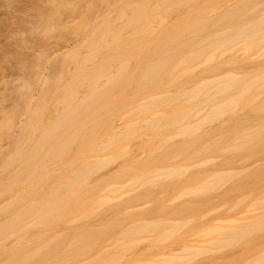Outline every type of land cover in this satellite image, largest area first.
<instances>
[{
	"label": "bare ground",
	"instance_id": "1",
	"mask_svg": "<svg viewBox=\"0 0 264 264\" xmlns=\"http://www.w3.org/2000/svg\"><path fill=\"white\" fill-rule=\"evenodd\" d=\"M16 5H19L21 7L24 6L23 8H27V7H29L30 9L34 8L35 11H38L37 27L38 26L43 27V29H45V33L42 35L41 38L40 36L38 37L39 40L35 39L37 40L35 41L36 46H39L37 44L39 43L40 45L45 47L44 45L49 43V41L47 40V38L49 39L50 37L48 36L50 35L49 33L55 29L59 33V36L62 38L68 39L69 37H74L75 39H77L78 37L85 34V40L79 44L78 49L73 48L67 50L66 52L63 51L64 53L60 54L61 57H59L60 55L57 53L59 58L56 57L51 59L54 60V62L55 61L57 62L55 63L51 62L52 65L50 64V66H53L55 64L53 66L54 70L56 69L55 67H58L59 68L58 70H60L58 77L56 79L54 77L53 78L54 80L52 79L53 81H51L50 78L48 79L44 78L47 77L48 74L45 73L46 76H44V74L40 73L42 72L40 71V69L42 68L41 65H43L41 63L46 64L45 61H47L48 58L46 60L45 58L48 55H45L44 57V55L41 54L44 59L40 55H37L38 58L36 57L35 59L36 60L35 65L31 66L32 67L31 70L35 71L34 73H36V74L33 73L34 79L33 77H31L33 79L32 80L33 82L29 80V78L27 79L28 81L23 82L26 79V77L25 79H23L24 78L23 76L20 78V81L21 80L22 81L20 82L19 88L23 84V86L21 87V91L25 90L26 92L28 91L29 92L26 93L23 91L24 94H22V98L20 97L18 101V103L21 101L19 103V108L17 106L18 104H16V107L19 110L20 108L21 110L22 108L25 109V107L29 108L27 106L30 104V102L27 101L28 97L26 96L27 95L34 96L32 94L34 90L33 87H36L37 89V87L41 84L40 83L38 86L36 85L38 84V80H41L40 78L42 77V75H43V79L41 81L42 85H40L39 87H42L43 89L45 86L44 90L46 92L49 91V93L47 94L43 91L44 93L43 96L42 97L40 96L41 98L39 97V99H37L38 102H36L37 104L35 103L36 106L34 107V109L30 110L29 118L27 120H22L20 118V114H21L19 113L20 111L19 112L15 111L12 112L11 115L9 114L7 118H5L6 120L3 122V124L1 123L2 125L0 126V140H2V136L3 138L6 136L9 137L11 128L15 126H20V130L22 133V136H19L20 138L24 136L25 138L30 139L32 138L33 133L35 131L39 132L40 134L35 141L36 142V145H34L35 148L32 147L33 149L31 151L29 149V151L24 152L21 147H15V150H11V149L5 150L6 153L3 152V157L0 155L1 157L0 170L6 171L9 168V166H12L13 163H15L14 165H16V172L15 173L13 172V174L11 173L10 175L3 178V183L2 181H0V198L4 194L12 195L13 197V199L9 203L7 204L5 203V205L0 208V216L3 215L7 218L5 219V217H3L2 218L3 222L0 221V247H1L0 251H2L0 253H3L4 252L3 250H5V254L3 253V256L6 257V259H4L5 261L4 263H3L4 257L1 258L2 262L0 261V264H120V263L127 264L128 261L129 264H164L167 261H169L167 262L169 264L171 263L177 264L178 262L179 264L182 262H183L182 264H189V262L194 257L197 258L196 261L192 260L190 264H208V263L213 264L216 263V261L217 263H219L223 259H224L223 263L226 260L227 262L231 260L232 262H230V264L231 263L233 264L235 260L238 261V259L242 255L239 254L240 255L239 256L237 252L234 253V255L236 254L237 256L233 255V257L229 260L228 259L225 260L224 256L221 257V261H218V259L220 260V257L219 258L216 257L217 259L215 257H211V260H213L212 262L210 259L205 257L199 260V258H201L199 257V255H203V252L206 249L208 252L210 251L209 248H206L205 250H203V252H201L202 250L199 249L198 252L202 253L199 254L196 250H198L199 247H202L204 245L203 244L201 246L200 243L208 242L206 244L210 245L209 240L211 239V237L213 238V236L211 235L210 237L206 235V237H208V239H206L205 236L203 235L204 236L203 238L200 233L201 237L198 239V240L201 239L200 241H197L196 238L195 239L193 238L195 237L194 234L197 231L199 232L203 230L202 232L205 231L204 234H209L215 229H217V228L215 229L211 228V226H209L210 223H208V221L207 223L205 222V224H203L204 222H202V224L204 225V229L202 228L200 230L198 229L195 233H185L184 234L185 236L183 235L182 237H181L182 234L181 235L178 234L180 235L178 238L181 237V242L184 241L186 243L187 240H189L188 242H192V243L187 242L184 245L182 244L183 245L182 246L180 240L178 242L176 236H174L176 242L179 243L178 247L176 246V244L178 245V243L174 244L175 243L174 238H172L173 240L169 239V242L168 240L166 242L165 239L161 238L165 234H167V237L166 235L163 237L168 238V235L170 234L169 238H171V235L174 233V231L178 230V227H173L175 224L174 223L172 224L173 221H171V224L173 226L167 225L168 228L171 227L170 233H166L168 232L166 230V232L160 234L161 237L160 235L157 236V238L159 237L160 241H163V243L165 242L166 244L165 245L157 244V242L159 241L157 238H156L157 241L155 240L156 244L154 243L148 244L151 243V241H153L152 239H155V237L149 239L151 240L150 242H145L143 240V243L142 242L141 243L142 244L147 243L149 246H147L148 248L143 246L142 244L140 246L141 248L138 246L141 249V250L139 249V253L137 252L138 248L136 249V247L134 248V250L136 249L137 251L136 250L135 252L130 251L131 250L130 248L137 242L136 240H134V238L133 239L131 238L132 240L125 239L124 241L123 239L122 241L116 239L115 241H117L116 242L117 244L114 243V246L110 248L113 249L112 252L110 251V249L105 250V248L108 246L105 245L103 247L101 242L103 240V236L104 237L106 236L105 235L106 232L103 231V224H101L103 222L98 223L99 225H97L96 227L99 226V228H94L96 224L93 225L91 224L93 227H91L90 224L89 225L86 224L87 226L76 225L69 227L71 228V231L73 230V232H75L74 233L75 235L74 234L69 235L70 239L68 237L59 238V241L57 243L58 245L56 244L54 245L51 243L52 240L50 239V237L52 238L55 232L53 233L50 229H52L53 227L56 228L62 223L66 224L67 222L70 223L77 220V219L70 220L69 218L76 217L77 214L80 212V209L85 205V203L91 201L94 197H96L98 195V192H100L102 189L100 185L101 183H97L96 184L97 189H95L94 186L93 188L95 190H93L92 188L85 197L86 198L85 201L79 203L80 202L79 195L81 194V191L84 188H89V186L93 182L98 180H103L107 178V176H109V178L107 179H110L113 182L112 184L109 185L110 188L114 190V193H118L120 191L119 189L122 188L119 184L120 178L122 175H125L127 171H130L131 167H129L130 169L126 168V170L124 168V171L123 172L121 171L122 173H118V169L120 167L117 169L113 168L106 172H101V171L104 168L115 163L118 159L123 158L124 156L126 157V155L128 154L127 148H124L123 151L119 153L105 156L103 158H98V155L101 152H103V150L109 148L115 142L131 139L143 128L155 129L159 126L173 127V131L171 132L170 137H166V136L159 137L160 135L158 134L159 136L156 138L155 137L156 134H154V136L152 135V137L159 139L157 143H152L151 141H149V143L144 144V146L142 144L141 147L143 148L141 149L144 150L143 152L144 154L145 152L151 153L153 149L156 148L161 149L162 147H165L168 144V142H170V140L172 141L173 136L180 135L179 137L182 136L187 138L188 143L186 142L185 144L184 143L185 140L183 142V144L185 145L181 144V142L178 141L180 143L178 144L179 146L183 145L181 150L178 149V151L177 148L180 147L178 146L176 148V144L178 142H176L177 138L176 139L174 138L176 140V141L174 140L176 143L173 142L175 143V145L173 144L171 145L175 146L176 150L175 149L173 150L177 152L174 151L172 152L173 147L169 145L171 152L169 150V147L167 149L169 151L163 149L167 152V154H165L166 152H160L162 149L161 150L158 149L159 151L155 150L156 151L155 153L153 151L152 153L154 155L151 153L153 158H156V155L158 156V154L160 153L161 155H163L162 153H164L163 155L164 158L165 155L167 156L166 158H171L168 160H171L170 162L174 165L177 163V161H175V159L177 160V158L175 159L173 158L175 157V154L173 153H177L180 156L183 153L184 154L187 153L184 152L185 149L190 150V148L194 147V149L196 148L197 149L192 150L194 153L192 154V156L202 155V153H204L205 151L201 152L200 150L202 147L201 145L199 146L200 148L196 147L199 145L198 141H201V144H203V142H205V141L202 142V140L205 138L204 135L210 134L215 130V128H217L215 125L216 123H212V122L218 120L219 118H222L221 119L222 122L224 116H226L227 114L234 115L235 118L232 115L230 116H232V118L236 120L234 121L231 120L232 118L229 115H227L226 120L228 119V121L231 120L233 122H227L228 124L229 123L231 124V125H227V123L224 122L226 121L224 119L223 122L226 128L229 126H233L234 123L235 124L237 123V125L239 126L238 122L241 121L240 118L242 119V117L244 118L245 121L242 119L241 122L244 121L247 123L248 120L250 121L252 119V121H250L251 126H253L256 123L260 125V126L257 124L256 126L254 125L255 129L253 128V130L255 131L251 130L252 128L251 126H247L246 131L244 132L245 129L243 130L245 134H242L243 132L240 131L241 133L239 135L240 136L239 138L241 142L239 143H237V141H235V143L231 142L229 145H227L228 147L237 148L239 146H245L247 143L249 144V142L252 143L253 140H257V139H260V141L264 140V118L261 120V122L260 121L256 122L257 119L259 120L263 117L261 116V113L262 111L264 112V97L262 98L261 96V94H263L262 92H264V0H0V7H5V6L11 7ZM86 10H88V12ZM65 12H68L69 15L68 13L65 14ZM62 15H64L63 17L68 15L67 16L68 19L65 17L66 19H64L65 20L64 21L62 19L63 18ZM99 15H101V17L96 19L95 21L94 20L95 16H99ZM78 18H84L83 19L84 21L79 25L77 24V26L73 27L74 26L73 21H75V19ZM92 19L94 20L93 23H92ZM70 22H72V26L68 25V23ZM31 27H33V25ZM31 30L33 29L30 28V31ZM27 41L28 39H26V44ZM47 41L48 43H46ZM50 49L51 50L49 52L50 54L52 53V56L50 54L49 56L55 57L53 56V53L57 50L52 48ZM53 50L54 52H52ZM45 51L47 52L48 50ZM42 60H44V62H42ZM21 61L19 64H22ZM32 64H34V62ZM225 66L227 68H225ZM21 68H23V65ZM52 69L50 68L49 71ZM220 69H224L225 72L223 70L221 71ZM225 69H228V71H226ZM176 72H179V74L176 75L175 74ZM198 72L199 73L203 72L202 74L205 73L206 76H208L211 73L210 74L211 77L214 78L210 79L209 78L210 75L206 78L204 74L206 80H203L204 77L200 78L203 75L201 74L199 75ZM217 73L218 74L222 73V74L218 75ZM198 75L200 77H198ZM37 77L40 78L36 80ZM66 77L68 78V81L64 83L63 81L64 79H66ZM199 79H202L203 81L200 82L198 81ZM172 83L177 84V87H175L176 93L174 95H170L168 93L163 94L161 91L162 87L166 84H172ZM39 87L38 89H41ZM60 87L64 88V92L61 91L62 93H56L57 89H58L57 92H60L59 91ZM18 90L19 89H17L16 91ZM50 91L54 92L53 95L51 94L53 98V103L51 101H48L49 96L47 95L50 94ZM146 91L147 92L152 91L153 93L150 94V98L147 100L146 104L140 105V107L134 109L135 113L131 116H135L137 114L148 112L154 109H156V111L149 118L143 119L139 122L130 123L120 128L121 129L120 131H116L115 127L118 126L116 120L119 117V113H120L119 105H125L129 100V98L130 101L144 99L142 95ZM18 93L19 94L21 93L20 90ZM40 94L42 95V92ZM24 97L27 99H25ZM50 98L51 97H49V99ZM29 99L31 101L32 97H30ZM181 100H184V103L176 105L170 109H167L168 111H163V109L169 107L171 103H174V101H181ZM47 102H51V104L54 105L53 108H50L49 106V108L52 109V112L49 111V109H46L48 108L47 105L49 104V103L47 104ZM240 104L242 106H240ZM209 107L210 109H208ZM251 107L253 108L251 109ZM206 108L208 109V113L204 115V113L207 111ZM247 108H250L249 109L250 111ZM253 109H255L254 111L256 113L262 110L258 114L261 117L258 116L257 118V115L253 113L254 111H252ZM238 110H241L238 113L239 115H237L239 118H237L235 115L236 111ZM244 110L245 111L247 110L249 113H246ZM251 111L252 113L250 114ZM241 112L242 114H240ZM243 112L246 113V117ZM247 114L250 115L254 114V116L252 115L253 116L252 118V116L250 117V115H248L249 116L248 119ZM255 115L257 119L255 118ZM198 117L199 118L202 117V118L198 119ZM122 118L123 119L127 118V116H122ZM253 119L255 121H253ZM210 122L213 125H215V127L213 125L212 127L211 125L208 124L209 126L207 125L204 128V126ZM219 122H217L218 127H219L218 124L221 125V123ZM241 122H240V126L244 127L246 123L243 122L244 125H241ZM224 125L220 127L221 130L218 128V130L216 129V131H218V133L219 131L223 132L225 130V127H223ZM207 127L212 128L211 131L210 128L208 129ZM204 129H208V131L207 130L205 131ZM221 132L218 135L217 132L214 131L213 133L215 134L213 135L211 133L210 134L211 136L210 135L209 136L213 138L216 137L217 134L218 136L216 138L219 139L221 137L220 134H222ZM246 133H250V134H246ZM207 137L208 136H206L207 141L212 139L210 137L208 139ZM18 141L20 142V139ZM18 141L16 142L17 146H19L17 144ZM262 142L264 143V141ZM218 144H215L214 146L216 147ZM212 146L213 144L212 145L209 144L207 147L203 146L202 148L203 149L206 148L204 150L207 151L209 150L208 148L210 147L212 148ZM157 152L159 153L156 154ZM188 152L191 153V151ZM199 152H201V154H198ZM189 153L187 154L190 155ZM140 154H142V152H140ZM146 155L145 156L147 158L149 154L146 153ZM161 155H159L157 159H161L160 158ZM141 156H142L141 159L145 158L144 155ZM134 157H132L133 160H135L136 158L138 160V157L136 158ZM151 157H150L151 161L150 159H148V162L144 163V165L149 164L150 166V164L155 162L154 160L156 159H153ZM183 157L185 156L182 155L181 158ZM166 158L164 160L165 162H167ZM211 158L212 157H210V159L208 158L209 160H207V158L205 159L206 161H210ZM213 158L212 160H214ZM215 158H220V157L216 156ZM233 158L234 157H232V161L234 160V162L232 163V165H234L238 160V158H234V159ZM246 158L243 157L241 159L242 160L241 162H245V160L247 161ZM220 159H219V163L221 164L222 162H220ZM227 159L230 160L231 158L227 157ZM131 160L129 161L132 163L137 161L136 160L133 162ZM144 160L146 161V159ZM162 160L160 161L158 160V161L161 162L162 164L163 163ZM183 160L180 159V161L178 162H182ZM222 160L224 161V163L226 161L227 164L226 159H222ZM248 160H250V158H248ZM173 161H175V163ZM262 161H264V158L253 159L249 163L250 168L253 170L254 167L252 168L251 165L255 166V164H257V167H259L258 163H260L261 166L263 164ZM157 162H155L154 164H157ZM184 162H182V164ZM199 162L197 163L199 164ZM239 162L240 160H238V164ZM185 163L183 166L177 165L176 167H174V165L172 164L171 166L170 163H168V165H170L173 168L170 167L169 169L170 171L166 173L165 171L163 172V169H161L160 167V169L162 170L161 174L165 173L166 175H170V176L182 175V177H184L183 174H185L186 172L184 171V169L185 167H187L185 166ZM161 164L160 166L162 167L168 166L166 165L167 163H163L162 165ZM189 164L191 166V164L193 163H189ZM217 164L218 163L216 162L215 164L216 173H213L214 176H212L213 174H208V176L211 175L210 176L211 178L209 179L208 177H206L207 179L210 180V183L214 182V180H216L215 178H218L219 176H225L226 172L227 173L228 171L231 172V170L234 167V166L232 167V165L230 167L231 163L228 162L230 168L225 167L226 166L225 165L223 167L228 168L227 169L228 171L226 169H225L226 171H224V168L221 167L224 164L223 163L221 165L218 164L219 167L221 168H218ZM138 165H139V160L135 166ZM212 165L208 167L209 170H212V168L215 169L214 166ZM126 166L128 167L127 164ZM140 166L143 165L141 164ZM146 166L145 169L147 168ZM199 166L198 168L195 166V168L198 169L200 172H198V170L192 171V169L190 168L192 171L190 172L193 174L190 175V173L188 174L187 171V173L185 174L187 178L186 176L184 179L178 177L179 179L176 180L178 183L176 182L175 185L177 186L176 188L180 190L177 194H175L178 195L179 193L180 194L183 193L181 192L182 189L178 188V185L179 187H182V185L179 184L180 182L184 184L185 187L186 186L188 187L189 184L190 186H192L191 184H193L194 182H196L193 185L194 187L195 186L197 187L198 184V187L197 188L195 187L196 189L188 187L189 189L184 191V195L185 194L188 195V193L190 194L193 193V195L188 197L194 196L195 201L194 203H192L193 198L190 199L185 196L186 198L190 199L191 202H189V200H186V198L184 197L185 201H183V203L185 202V205L182 206L183 207L186 206V202L188 201V204L190 203L192 205L191 206L189 204L191 207L187 208V206H189L187 204V206L182 209L180 204L183 203H180L181 202L180 200L179 202H177L178 204L172 201L173 199L176 201L175 199L176 196H175L172 200L171 199L169 200L170 202L172 201L174 205L177 204L176 206L177 209L178 208L180 210L182 209V211H178L179 209L177 210L172 203H169L170 205L167 204L169 202L168 199H167L168 201L165 202H164L165 200L164 198L163 200L160 199L161 201L164 202V204L166 203L165 205L163 204L164 207L168 205L169 207L171 206L172 208L171 212L169 211L170 208H168V210L166 208V210L163 211V212L166 211L170 212V214L165 213V216L167 214L169 215V216L167 215L169 219L171 216V220H174V218L180 220V218H178V216H180V213L182 214L183 212L184 213L190 211L192 212L197 209L199 210V208L202 209L201 207L202 205H200L199 203L201 204L204 203V206H206V204H208L206 202H209V200L211 201L213 199V202L216 200L215 194H213L214 196L212 195V192L214 193L215 190L217 189L216 185H213L215 186V190L212 189L210 186H208V188H211L212 191L211 192H209L208 190L206 191L208 192L209 195L211 193V196L209 197L211 199L207 198L209 196L208 194L205 197L203 195L205 193L202 192H199L201 193V195L198 193L200 199L197 195L194 194V192L196 191L203 190L204 192V190L207 189V186L205 187L207 183L206 181H209V180H205L204 177H203L204 180L202 181V176H200L201 179L199 178L200 174L202 175L205 174L203 172L204 169H206L205 170L206 173L210 172L207 168L203 169L202 168L203 165H201L200 168L201 170H200ZM157 167L158 166L156 165V168ZM192 168L194 169V167ZM236 168L238 169V167H235L233 170H235ZM122 169L123 168L121 167V170ZM153 169L154 168H152V171L151 168L150 170L148 169L149 172H147V174L148 173L154 174L153 172L156 173V171L158 172L159 170V169L157 170L156 169L153 170ZM133 170H135V168H132V171ZM55 171L57 174H54ZM214 171L215 170H213V172ZM256 171H258V168H256ZM197 172L199 175L197 174ZM159 173L156 174L159 175V177L157 176L158 178L161 177L160 176L161 174ZM194 174L197 176L195 177ZM143 176H144L143 174L140 175L138 174V176L133 178L132 183L136 184V182L141 180ZM174 176L170 178L171 181L172 178L174 179ZM178 180H180V182ZM239 182H241V180ZM172 183L170 184L173 185ZM239 184L241 185V183ZM137 185L135 187L134 185L131 184V186H133L132 188L134 187L138 188ZM222 185L220 184V187L222 186V189L221 188L217 189L219 190V192L217 191L215 193L223 194L224 188L227 189V187H224L225 186L224 184ZM243 185H241V188L243 187ZM233 186L235 189L237 185L236 186L232 185L230 188L232 189ZM43 188L45 191H43ZM132 188L128 190L131 191ZM139 188L138 190L141 191L142 188L140 189ZM168 188L169 186L167 187V189ZM231 189H229L228 187V190ZM148 190L153 194L152 195L150 192H148L152 196L150 197V195L146 192L147 189L144 190L145 191L144 193H147V195L150 198L149 202H147L149 198L147 197L148 199L147 200L144 194H142L143 193L142 191L141 194L142 196L145 197L147 201H144L143 197L142 198L137 197L140 194L138 193L139 191L137 192L136 189V192H134L135 190H132V193L134 192L133 194H131L130 192L131 195L127 193L126 195L127 198L125 197L123 201L122 199H120L122 202L120 200L115 199V201H120V202L119 204H117L118 202L117 203L115 202V205L114 204L112 205L114 207L111 206L112 208H114L115 211L108 209V211L111 210L110 213L113 212L112 214L108 213V211L106 212L109 214V216L112 215L114 217L115 215L114 213H116V215L119 216L121 214L120 212L126 213V212L134 211V213L129 214L131 216V219L132 217H135L132 219V221L130 220V218L128 219L129 216L128 214L127 216L125 215L127 220H129L128 224H126L125 226H128L129 224L131 225L130 227L129 226L125 227L124 229L125 235H133V233L136 234L143 231V228H140L139 226L141 225L145 226L147 223L146 219L149 222H151L150 220H152L153 222L151 223H154L155 218L153 217H157L156 214H159L156 213L157 207L159 205L157 203L160 202L159 198L165 195L163 194V192H165V189L161 190L163 192L157 191L158 193L156 192V190H154L155 191L154 193L152 192L153 190L150 189ZM172 191L173 190L170 189L168 192H172ZM174 191L176 192L175 188ZM168 192H166V194ZM225 192L226 191H224V194ZM135 193H137V195ZM160 193H162L161 196ZM154 194H156V197H154L155 196ZM220 194L216 196H219ZM128 195H130L131 197ZM202 196H204V199L201 198ZM136 198H140L141 201L143 200L144 201L143 205L146 203H149L151 205L152 203L151 201L153 200V198L158 199L159 201L156 199L155 201L153 200L154 201L153 204L155 203L157 205L153 206L152 204V206L154 207L153 210H156V212H154L155 216H151V215L148 216L149 213L147 212L149 210L151 211L150 208H152L150 207V205H148L150 208L147 209L146 206L145 208L147 210H145L144 208L145 214L141 212L142 214L141 217V215L139 214L140 213L139 210H141L143 205L142 202H140V200ZM206 198L208 199V201ZM111 199H112L111 197L107 196L103 199V201H101V203H103L104 205L108 203ZM201 199L202 201L204 200L205 202L204 201L203 203L202 201L200 202ZM137 200L139 203L137 204L134 203ZM161 203L162 202H160V204ZM196 203L199 205V207H197L196 209L195 206L193 209V206L196 205ZM137 205L139 206V208L141 205L142 206L139 209ZM163 205L161 204L160 206ZM136 207L138 208V211ZM164 207L162 208L163 210L165 209ZM173 207L175 208L174 211H172ZM92 208H94V206ZM185 208L187 209L185 210ZM254 208L253 210H257L256 207ZM258 208L259 209L255 212V214H257V216L259 217L258 213L262 212V210L259 212L260 208L262 207H258ZM162 209L159 210L158 208V212L161 211V215H159L161 219H155V224L161 222L164 217L162 215L163 214ZM250 209H248L246 212L250 211ZM116 211L117 212L119 211V214ZM135 211L138 214H135ZM152 211L150 212L151 214ZM174 212L175 213L180 212V213L174 214ZM250 212L249 215H247L248 213L247 214L244 213L245 215L243 214V217L245 216L248 218L249 216L248 219L243 217H242L243 219L236 218L242 221L246 219L247 222L245 221L243 225H241L242 223L241 224L239 223V220H237L238 222H236V220L234 219L236 225L240 224L238 228H241L242 226L248 224V220H252L251 218L256 217L254 214H252L253 211ZM106 213H104V215ZM90 214L91 212H87V213L85 212L86 216ZM131 214H133V216ZM143 214L147 215L148 218L144 219L147 216H144ZM250 214L253 216L251 217ZM134 215H137L138 217L140 216V218H137V216ZM109 216L105 215L103 217V220H107L106 218H108ZM110 218H108V220ZM139 219L146 221V223L141 224V221ZM216 219L220 220L221 218L218 217L213 219L212 221ZM164 220H166V218H164ZM224 220L222 218L220 221L223 222ZM177 221L178 220H176V222ZM228 221L234 222L233 219H228ZM254 221L257 220L256 219L254 220L253 218V221H251V223L254 224ZM134 222L135 224L140 222L141 225L136 224L140 229L139 232H136L134 230L133 232L127 231L130 228L132 229V225L134 224ZM167 222L168 221H165V223ZM180 222L181 221H178V223ZM184 222H186V220ZM221 222H219V224ZM251 223L249 224L251 225ZM206 224H208V227L205 226ZM217 224L215 225L217 226ZM225 224L228 223L225 221ZM136 225H133L135 230H136ZM210 225L213 226L214 224L212 223ZM231 225H228V228ZM175 226H177V223ZM226 226L227 225L224 226V223H222V226L220 224V227H223L224 230H222L223 228H221L222 232L219 233L224 234L226 232L225 234H227V232L229 231H226L227 230L225 228ZM231 227H234V225ZM31 228L38 229L35 235H29L28 232ZM244 228H250V227L247 225L244 226ZM207 229H208V233H206ZM230 229L231 228H229V230ZM233 229L235 230V228ZM48 231H51L53 234ZM55 231L57 232V230ZM105 231L107 230L105 229ZM126 231L127 233L129 232V234H126ZM103 232L105 233L104 235ZM124 232L122 233L123 235ZM48 233L51 234L52 236L49 235ZM219 233L218 235H220ZM188 234H190L189 236L191 237L194 236V237L192 239L191 238L188 239L187 238ZM222 234H221V238H219L220 240L222 239V237L225 236V235L222 236ZM230 234L228 233L229 236ZM73 235L74 237H72ZM213 235L215 234L213 233ZM11 236H15L17 241H15L14 239V242L12 241L13 244L10 243L12 244L10 246V244L6 243V241ZM150 236H152V234ZM182 238H186V239H182ZM214 238L218 239L217 237ZM214 238L213 240L215 241ZM226 238L227 237H224L223 240L225 241ZM138 239L140 240V238ZM115 241L113 240V242ZM211 241L210 243L212 244L214 241L212 242ZM110 242L107 243L109 244V247L113 243ZM171 242L172 243L174 242L173 245L171 244ZM167 243H169L170 245ZM3 244L4 245L8 244L10 247L8 246L7 248V245L5 247L3 246ZM206 244L205 246H208ZM150 245L151 246L154 245L153 250L154 247L155 246L157 247L158 245H164L167 248L161 246L160 247L161 250L155 249L153 251L151 248H149ZM142 247L145 248L144 251ZM115 248L116 250L114 251ZM147 249H151L152 252L150 250H149L150 252L146 251ZM155 251L159 254H155ZM194 251H196L198 256H194L195 255V253H193ZM142 252L145 253L143 254ZM146 252H149L151 254L150 255L149 253H147L148 255L147 258L145 257ZM182 252L183 253L186 252L188 255H191L193 257L191 256L183 257L185 253L183 254ZM188 252L189 253L192 252V254L194 255L189 254ZM210 252H212V249ZM217 252L213 251L212 254H216ZM177 254L178 255L180 254L182 256H178ZM153 255H155V257H153ZM174 255L175 257H173ZM177 256L179 258L182 257L186 259H179L177 258ZM137 257L139 258L141 257L140 258L141 261L139 258L136 260ZM170 257L175 258L176 261L173 262L175 259L174 260L170 259ZM142 258L143 259L145 258L148 261H146L145 259H144L145 261H142L143 260ZM149 258H151V261L149 260ZM168 259L172 261L170 262V260ZM207 259L210 261H208ZM183 260L186 262L184 263ZM204 260L205 261L207 260L208 262H205ZM214 260L216 261L214 262ZM193 261L196 263H194ZM227 262L224 264L229 263Z\"/></svg>",
	"mask_w": 264,
	"mask_h": 264
},
{
	"label": "rangeland",
	"instance_id": "2",
	"mask_svg": "<svg viewBox=\"0 0 264 264\" xmlns=\"http://www.w3.org/2000/svg\"><path fill=\"white\" fill-rule=\"evenodd\" d=\"M24 6H19V5H16V6H11V7H0V126L3 124V122L6 120L5 118H7V116H9V114L11 115L12 114V112H15V111H17V112H19V113H21L20 114V118L22 119V120H27L28 118H29V114H30V110H32V109H34V107L36 106V102H38V100L37 99H39V97L41 96H43V91L45 92V93H49V91H45L44 89H45V86H44V88L42 89V87H39L40 85H42V79H43V75H42V77L40 78V77H37L36 78V80L37 79H41V80H38V84H36L39 88H41V89H38V87H37V89H36V87H33L34 88V90H33V92H32V94L34 95V96H32V95H30V96H28L26 93H28V92H26L25 90H22L21 91V87L23 86V82H25V81H28L27 79L29 78V80H33L34 79V77H33V73L35 72V71H33V70H31V66H33V65H35V62H36V57H37V55H40L41 57H42V55H44V57H45V55H48L49 56V54H50V48H52V49H55V50H57V51H55L54 52V50L52 51V52H54L53 53V56H55V57H51L52 56V53L50 54L51 56H49L50 57V59H49V57L48 56H46V58H45V60L48 58V62L47 61H45V63L46 64H44V63H41V64H43V65H41L42 66V68H43V70H42V68L40 69V71H42V72H40L41 74H44V76H46V74H48V76L47 77H44V78H50L51 79V81H53L54 79V77H55V79L58 77V75H59V73H60V70H58L59 68L58 67H55L56 69L54 70V65L53 66H50V64L52 65V63L51 62H53V63H55V62H57V61H55L54 62V60H51V59H53V58H56V57H58V54L60 55L61 53H64L63 51H67V50H70V49H75V48H77L78 49V46H79V44L80 43H82L84 40H85V34H83L82 36H80V37H78L77 39H75L74 37H69L68 39H66V38H62V37H60L59 36V33L56 31V29L55 30H53V31H51L49 34L50 35H48V36H50L49 37V39L47 38V40L49 41V43H48V41L46 42V43H48V44H46V45H44L45 47H43L42 45H40L39 43H37L39 46H36V43H35V41H37V40H39L38 39V37L40 36V38L42 37V35L45 33V29H43V27H41V26H38L37 27V25H38V23H37V21H38V17H37V15H38V11H35V9L33 8V9H30L29 7H27V8H29V9H27V8H23ZM87 12H88V10H86ZM87 12H84V13H87ZM102 12H103V9H102ZM66 13H68V12H65V14ZM83 13V14H84ZM40 14V13H39ZM64 14V15H65ZM64 15H62V17L64 16ZM68 15H69V13H68ZM67 15V16H68ZM40 16V15H39ZM67 16H65L66 18H67ZM65 17H63L62 19L64 20V19H66ZM101 17V15H99V16H95V18H94V20L96 21V19H98V18H100ZM68 19V18H67ZM84 18H78V19H75V21H73V27H75V26H77V24L79 25L80 23H82L84 20H83ZM93 19H92V23H93V21H94ZM65 21V20H64ZM67 21V20H66ZM76 22V23H75ZM19 25V26H18ZM33 25V27H31ZM35 25V26H34ZM68 25H71L72 26V22H70V23H68ZM70 26V27H71ZM37 27V28H36ZM30 28H32L33 30H31L30 31ZM21 31V32H20ZM18 32H20V33H18ZM22 32H24V33H22ZM22 35H24V36H22ZM27 38H26V37ZM23 37H25V38H23ZM26 39H28V41H27V44H26ZM35 39H37V40H35ZM22 41V42H21ZM24 41V42H23ZM35 43V44H34ZM43 44V43H42ZM26 45V46H25ZM25 46V47H24ZM41 46V47H40ZM49 48V49H48ZM45 50H48L47 52L45 51ZM48 53V54H45V53ZM58 53V54H57ZM42 54V55H41ZM56 54H57V56H56ZM59 57H61V55L59 56ZM58 57V58H59ZM38 58V57H37ZM43 58V57H42ZM22 61H21V60ZM44 59V58H43ZM18 60H19V62H18ZM35 60V61H34ZM56 60V59H55ZM20 61L22 62V64H19L20 63ZM34 62V64H32ZM42 62H44V60H42ZM18 65V66H17ZM20 65V66H19ZM22 65H23V68H21L22 67ZM45 65V66H44ZM30 66V67H29ZM56 66H57V64H56ZM20 67V68H19ZM30 68V69H29ZM47 68H53L52 70H50L49 71V69H47ZM225 68H227L226 66H225ZM54 70V71H53ZM74 70V69H73ZM221 71L223 70L224 71V69H220ZM226 71H228V69H225ZM229 70H230V68H229ZM53 71V72H52ZM58 71V72H57ZM180 71V70H179ZM200 71V70H199ZM248 71V70H247ZM204 72V71H203ZM203 72H198V74L200 75H203V76H199L198 75V77H200V78H202V77H204V79L203 80H206L205 79V76H206V74H205V76H204V74H202ZM220 72V71H219ZM225 72V71H224ZM223 72V73H224ZM46 73V74H45ZM34 74H36V73H34ZM176 75L177 74H179V72H176L175 73ZM209 74V73H208ZM211 74V73H210ZM209 74V75H210ZM212 74H214V73H212ZM218 74V73H217ZM220 74H222V73H220ZM220 74H218V75H220ZM225 74H227V73H225ZM208 75V76H209ZM215 75H216V73H215ZM217 75V76H218ZM224 75V74H223ZM24 77L23 79H25V77H26V79L21 83L22 85H21V87L19 88V86H20V82L22 81H20V78L21 77ZM35 76V75H34ZM208 76H206V78L208 77ZM214 76V75H213ZM31 77H33V79L31 78ZM52 77V78H51ZM216 77V76H215ZM209 78L210 79H212V78H214V77H211V75L209 76ZM17 79V80H16ZM18 79H19V81H18ZM53 79V80H52ZM202 79H199L198 81H200V82H202L203 81ZM66 81H68V78L66 77V79H64V83L66 82ZM33 82V81H32ZM34 82H35V80H34ZM34 84V83H33ZM35 85V86H36ZM175 87H177V84L175 83V84H166V85H164L163 87H162V89H161V91H162V93L163 94H170V95H174L175 93H176V89H175ZM32 88V89H33ZM61 88V89H60ZM59 88V91L60 92H57V90H56V93H62L61 91H63L64 92V88H62V87H60ZM17 89H19L20 90V94L18 93L19 92V90L18 91H16ZM23 89V88H22ZM26 92L25 94L27 95L26 97H28V100L27 101H29L30 102V104L28 105V103H27V107H29V108H26L25 107V109H23L22 108V110H21V108H20V110L18 109L19 108V103L21 102H19L18 103V101H19V99H20V97L22 98V94H24V92ZM32 91V90H31ZM30 91V92H31ZM42 92V95L40 94ZM53 91L51 92L50 91V94L49 95H47V96H49V97H51L52 98V95H53ZM151 93H153L152 91H146L143 95H142V97L144 98V99H142V100H140V99H138V100H135V101H130V98H129V100L127 101V103L125 104V105H119V109H120V113H119V117L117 118V120H116V123L118 124V126H116L115 128V130L116 131H120L121 129L120 128H122V127H124V126H126V125H128V124H130V123H134V122H139V121H141V120H143V119H146V118H149L155 111H156V109H154V110H150V111H148V112H143V113H140V114H137V115H135V116H131V115H133L135 112H134V109H136L137 107H140V105H144V104H146L147 103V100L150 98V94ZM263 94H261V96H262V98L264 97L263 95H264V92H262ZM52 94V95H51ZM30 97H32V99H31V101H30ZM40 97V98H41ZM49 97H48V101H51L52 103H53V98L51 99H49ZM130 97V96H129ZM25 98V97H24ZM24 98H23V100H24ZM25 99H27V98H25ZM26 102V101H25ZM51 102H47V106H48V108H46V109H49V111H51L52 112V109H50V108H53L54 107V105L53 104H51ZM36 103V104H35ZM182 103H184V100H181V101H174V103H171L170 104V106L169 107H166L165 109H163V111H168L167 109H170V108H172V107H174V106H176V105H179V104H182ZM16 104H18L17 106H18V108L16 107ZM242 104H243V102H242ZM51 105H53V106H51ZM49 106H50V108H49ZM240 106H242L241 104H240ZM253 107H251V109H252ZM254 108H255V106H254ZM3 111H2V110ZM207 109V108H206ZM205 109V110H206ZM208 109H210V107L208 108ZM208 109H207V111L204 113V115L206 114V113H208ZM248 110L250 109V108H247ZM255 109H253L252 111H254ZM241 110H238V111H236V117L237 118H239L237 115H239L238 113L240 112ZM245 111V110H244ZM250 111V110H249ZM252 111L250 112V114L252 113ZM257 111V110H256ZM262 111V110H261ZM261 111H258L257 113L254 111L253 113H255L256 115H257V118H258V114L261 112ZM246 113H249L247 110L245 111ZM202 113V114H203ZM244 113V112H243ZM246 113H244V115H245V117H246ZM50 114V113H49ZM240 114H242V112L240 113ZM250 114H247V118L249 117L248 115H250ZM264 112L262 111V113H261V116H263L261 119H257L256 118V115H255V118L257 119L256 120V122L257 121H260L261 122V120L264 118ZM127 116V118H122V116ZM227 115H229V114H227ZM226 115V116H227ZM230 115H232V114H230ZM229 115V116H230ZM253 116H254V114H252ZM252 115H250V117L252 116ZM6 116V117H5ZM226 116H224V119L226 120ZM228 116V117H229ZM233 117H234V115H232ZM232 116H230L231 118H232ZM253 116H252V118H253ZM261 116H259V117H261ZM203 117V116H202ZM202 117H200V118H202ZM199 117H198V119H200ZM231 118H229V119H231ZM235 118V117H234ZM197 119V120H198ZM221 119L222 118H219L218 120H215V121H213L212 123H216L215 125H216V127L217 128H215V132H217V134L219 135V133L221 132V131H219V133H218V131H216V129L218 130V128L220 129V127L222 126V125H224V122L225 123H227V122H233L234 120H236V119H231V120H233V121H228V119L226 120V121H224V119L222 120V122H221ZM242 119L244 120V118L242 117ZM242 119L240 118V120L242 121ZM249 119V118H248ZM247 119V120H248ZM196 120V119H195ZM220 121V122H219ZM224 121V122H223ZM238 121V120H237ZM236 121V122H237ZM241 121H239L238 123H239V126L237 125V123L235 124H233V126H229V127H225V125L223 126V127H225V130L223 131V132H221L222 134H220V138L218 139V138H216L218 135L216 134V137H210L211 135V133L214 135L215 133H213V132H211L210 134H205L204 136H205V140L203 139L202 140V142L203 141H205V142H203V144H201V141H198V143H199V145L198 146H196V147H199L200 145L203 147V146H208L209 144H213V146L215 145V144H218L216 147L214 146H212V148L210 147V148H208L209 150H204V149H206V148H202L201 147V152H204V153H202V155H200V156H198V155H195V156H192V154H194L193 153V149H194V147H192V148H190V150L189 149H185L184 150V152H187V153H189L188 151H191V153H189L190 155H188L187 153L186 154H182L183 156H185V157H183V158H181V156L182 155H178L177 153H173V154H175V157H173L174 159L175 158H177V160L175 159V161H177V163L174 165V164H172L170 161L171 160H168V159H171V158H166L167 156L165 155V158L167 159V162H165L164 160H165V158H164V153H162L163 155H161V153L160 154H158L159 152H157L156 154H158V156L156 155V158H153V156H152V152L154 151V153L159 149V150H161L160 152H166L165 150H167L168 149V147H169V150H170V146L171 147H173L172 148V152L174 151L173 149H175V146H172L171 144H173V145H175V143L176 142H178V141H180L181 142V144H183V142H184V140H185V144H186V142L188 143V140H187V138H185V137H179V136H173V138H172V141L170 140V142H168V144L165 146V147H162L161 149L160 148H156V149H153V151L151 152V153H148V152H145V154L143 153L144 152V150L143 149H141V148H143V147H141L142 146V144H143V146H144V144H147V143H149V141H151L152 143H157L158 142V140L159 139H156L159 135V137H170L171 135V132L173 131V127H166V126H159V127H157V128H155V129H150V128H143L142 130H140L134 137H132L131 139H129V140H125V141H119V142H115V143H113L109 148H107V149H105V150H103V152H101L99 155H98V158H103V157H105V156H109V155H112V154H115V153H119V152H121V151H123V149L124 148H127V151H128V154L126 155V157L124 156L123 158H120V159H118L115 163H113V164H111L110 166H108V167H106V168H104L101 172H106V171H108V170H111V169H117V168H119L118 169V173H122L123 171H124V168H125V170H126V168H129V167H131V172L130 171H127L126 173H125V175H122L121 176V178H120V186L122 187V188H120L119 190V192L118 193H114V190L113 189H111L110 188V184H112L113 182L110 180V179H107V178H109V176H107V178H105V179H103V180H98V181H95V182H93L90 186H89V188H84L82 191H81V194L79 195V198H80V202L79 203H81V202H84L85 201V197L87 196V194H88V192H90V190L95 186V189H97L96 188V184L97 183H101L100 185H101V191L100 192H98V195L96 196V197H94L91 201H89V202H86L85 203V205L80 209V212L77 214V216L76 217H74V218H69L70 220H73V219H77V220H75V221H73V222H67L66 224H60L58 227H56V228H52V229H50L53 233H54V236L51 238L49 235H51V234H49L48 236L50 237V239L52 240V244H56V245H58L57 243H58V241H59V238H62V237H70L69 235H72V234H74L75 232H73V230L71 231V228H69V227H72V226H76V225H89L90 224V226L91 227H93L92 225L93 224H96L95 226H94V228H99V226L98 227H96L97 225H99L98 223H101V222H103V223H101V224H103V231L104 232H106V234L103 232V235L105 234L106 236L104 237L103 236V240L101 241L102 242V246L104 247L105 245H107L108 247H106L105 248V250L106 249H110L111 247H113L114 246V243H116L117 241H115L116 239H119L120 241H122V239H123V241L126 239V240H130L131 238L133 239L134 238V240H136L137 242H136V244H134L130 249V251H133V252H135V250L138 248V253H139V249L141 248L140 246H141V244L143 243V240L145 241V242H150L151 240H149V239H151V238H154L155 237V239H152L153 241H151V243H148V244H152V243H154V244H156L155 242L157 241L156 240V238H157V236L158 235H160V234H162L163 232H166V230L168 231V232H166V233H170V228L171 227H167V225L168 226H173L172 224L174 223L175 225H176V223H177V226H173V227H178V230L177 231H174V233L171 235V238H169L170 237V234L168 235V238H165V237H163V236H165L166 235V237H167V234H165V235H163L162 237H161V235H160V237L161 238H163V239H165V241L167 242V240H168V242H169V239H171V240H173L172 238H174L175 239V237L174 236H176V239H177V241L179 242V240H180V242H181V237L185 234V233H195L198 229L200 230L201 228L202 229H204V225L203 224H205V222L207 223V221H208V223H210V224H214L213 226L212 225H210L209 224V226H211V228H213V229H215V228H217V229H215L214 231H209V232H211V233H209V234H204V232H202V231H197L196 233H197V235H196V233L194 234V236H189L190 234H188L187 235V238L189 239V238H193V239H195L196 238V240L197 241H200V240H198L201 236H200V233H201V235H202V237L204 238V236H205V238L206 239H208V237H206V235H208V236H210L211 237V235L213 236V238L214 237H217L218 239H215V241L213 240V238L211 237V239L209 240V244L210 245H208V244H206V243H208V242H199L200 243V245L202 246L203 244V246L202 247H199L198 248V250H196L197 252L199 251V249H201L202 251L201 252H203V250H205L206 248H209V250L211 251V249H212V252H208L207 251V249L203 252V255H199V257H201V258H199V260L200 259H202L203 257H205V258H208V259H210L211 260V257H217V258H219L220 257V260L218 259V261H221V257H225V260L226 259H231L232 257H233V255H234V253L235 252H237V254L239 255H242V256H240V258L238 259V261H236L235 259V262L233 263V264H264V212H263V210H264V168H262V167H264V161H262V165L260 166V163H258V165H259V167H257V164H255V166H253V165H251L252 166V168H253V170L250 168V162L253 160V159H256V158H264V143L262 142V141H264V140H262V141H260V139H257V140H253L252 141V143H250L249 142V144L247 143L245 146H239V147H237V148H234V147H228L227 145H229L231 142L232 143H235V141H237V143H239V142H241V140H240V131H242L243 132V130H244V132L246 131V129H247V126H251L250 125V121H252V119L249 121V123H248V121H247V123L246 122H244V123H246L245 125H244V123L243 122H241ZM253 121H255L254 119H253ZM217 122H219V123H221V125L220 124H218L219 125V127L217 126ZM240 122H241V125H244V127L242 126H240ZM2 123V124H1ZM211 122L210 123H207L205 126H204V128L209 124V125H213ZM223 123V124H222ZM243 123V124H242ZM254 123V122H253ZM259 123V122H258ZM117 124H115V125H117ZM249 124V125H248ZM257 124V123H256ZM256 124H254L255 126H256ZM208 125V126H209ZM215 125H213L214 127H215ZM227 125H231L230 123L228 124L227 123ZM235 125V126H234ZM237 125V126H236ZM251 126L252 128H251V130L252 131H255V130H253V128L255 127V126ZM257 125H259V124H257ZM212 126V127H213ZM260 126V125H259ZM208 129L210 128V127H207ZM241 128H243V129H241ZM250 128V127H249ZM208 129H204L205 131L207 130L208 131ZM211 129L212 128H210V131H211ZM223 129V128H222ZM255 129V128H254ZM221 130V129H220ZM251 131V132H252ZM242 133V134H245V133ZM39 132H37V131H35L34 133H33V136H32V138H25L24 136L22 137V138H20L19 136H22V133H21V130H20V126H15V127H13V128H11V130H10V134H9V137L8 136H6V137H4L3 138V136H2V140H0V155L3 157V152H5L6 153V151L5 150H9V149H11V150H15V147H21L22 149H23V151L25 152H27V151H29V149H30V151L33 149L32 147H34L35 148V146L34 145H36V139L38 138V136H39ZM154 134H156V138H153L152 137V135L154 136ZM159 134V135H158ZM246 134H250V133H246ZM150 135V136H149ZM210 135V136H209ZM212 135V136H213ZM262 135H263V133H262ZM206 136H208L207 138L209 139V137L210 138H212V139H210V140H208L209 141V143H208V141H207V139H206ZM149 137H150V139H149ZM25 138V139H24ZM153 138V139H152ZM177 138V141L175 140V139ZM182 138H184V139H182ZM216 138V139H215ZM20 139V142L18 141ZM179 139V140H178ZM181 139V140H180ZM156 142H155V141ZM176 142H175V141ZM183 140V141H182ZM187 140V141H186ZM213 140V141H212ZM18 141V145L19 146H17L16 145V142ZM207 141V142H206ZM173 142H175V143H173ZM214 142H215V144H214ZM204 143H206V144H204ZM178 144H180L179 142L176 144V148L179 146ZM185 144H183V145H185ZM170 145V146H169ZM183 145H181V146H179L180 148H177V151H178V149H180L181 150V148H182V146ZM227 146V147H226ZM200 148V147H199ZM163 149H165V150H163ZM197 149V148H196ZM196 149H194V150H196ZM156 150V151H155ZM158 150V151H159ZM169 150H167V151H169ZM176 150V149H175ZM203 150V151H202ZM177 151H174V152H177ZM140 152H142V154H140ZM170 152H171V150H170ZM201 152H199L198 154H201ZM139 153V154H138ZM146 153L147 154H149L148 155V157L146 158ZM138 154V155H137ZM165 154H167V152L165 153ZM173 154H171V155H173ZM140 155V156H139ZM141 155H146L145 156V158L144 159H146V161L144 160V159H141ZM154 155V154H153ZM159 155H161V156H163V157H161L160 156V158L161 159H157V157H159ZM213 155H214V158H213ZM134 156H136V157H138V160H139V165L138 166H135L137 163H138V160H137V158L136 157H134ZM152 156V157H151ZM177 156V157H176ZM198 156V157H197ZM216 156H219L220 158H222V159H226L227 160V164H226V161H225V163H224V161L222 160V159H220V158H215ZM246 156H247V158H246ZM132 157H134V158H136L135 160H133L132 159ZM150 157L151 158H153V159H156L157 161L159 160H162V158H163V163H167L166 165H168V163H170V165L172 164V165H174V167H176L177 165L179 166V165H184V163H185V166H187V167H185V169H184V171H186L185 172V174L187 173V171H188V174L190 173V175L191 174H193V173H191L192 171H194V170H198V169H196L195 168V166L198 168V166H199V169L201 168V165H203L202 166V168L204 169V168H207L208 169V167H210L213 163H215L216 164V162L219 164V165H221L222 163L224 164V165H222L221 167H223V166H225V167H229V165H228V162L229 163H231L230 164V167H231V165H232V163L234 162V160L232 161V157H234V158H238V160H240V162H239V164H238V160H237V162H236V160H235V164L234 165H232V167H233V169L235 168V167H238V169L236 168L235 170H231V172L230 171H228L227 169L228 168H225V167H223L224 168V171H228V173L226 172V174H225V176H219L218 178H215L216 180H214V182H211L210 183V176H208V174H213V173H216V165L215 164H213L212 166H214V168L215 169H213L212 168V170H209L210 172L209 173H206V169H202L203 170V172L205 173V174H198V172H200L199 170H198V172H197V174L199 175V178H200V176H202V181L205 179V180H209V181H206L207 183H206V185H205V187L207 186V189H205L204 190V192H203V190H201V191H196V192H194V194L195 195H197L198 196V193L199 192H202V193H205V194H203L205 197H206V195L208 194V192H206L207 190L209 191V192H211L212 190H211V188L212 189H214L215 190V186H213V185H216V188L217 189H219V188H221L222 189V184H224L225 186L224 187H227V189L226 188H224V191H226L225 192V194H224V191H223V194H222V197H221V194L220 193H218V194H220L219 196H216V195H218L217 193H215V192H219V190H215V192L213 193L212 192V195L213 194H215V201L213 202V199L210 201L209 200V202H211V203H209V202H206V203H208V204H206V206H204V203H203V201H202V199L200 200V202L202 201V203L203 204H201V203H199L200 205H202L201 207H202V209L201 208H199V210L197 209V207H199V205L196 203V205H194L193 206V209H194V207L197 209V210H194V211H190V212H183L182 214L180 213V212H176V213H180V216H178V218H180V220L179 219H175L174 218V220H171V216H170V219H169V217H167V215L165 216V213H169L170 214V212H171V206L169 207L168 205V207L166 206V207H164V205L166 204H164V202L165 201H168L169 199H173L175 196V199H176V201L173 199L172 201H174V202H179V200L181 201L180 203H183V201H185V198L186 197H188V196H191V195H193V193H188V195L187 194H185L184 195V191L185 190H187V189H189V188H194V189H196L197 187H198V184H197V187L195 188L193 185H194V183H196V182H192L193 184H191L192 186H190V184H189V188L186 186L185 187V185L184 184H182L181 182H180V180H178L180 183L179 184H181L182 185V187H179V185H178V188L179 189H182L181 190V192H183V193H179L178 195H175V194H177L180 190H178L176 187L177 186H175L176 185V180L177 179H179L178 177H180L181 179L183 178H185V174H183V176L184 177H182V175H180V176H178V175H166L165 173V175L164 174H161V172H162V170L161 169H163V172L165 171L166 173H168L170 170V167L172 166H170V165H168L167 167H162V166H160V164H161V162H157L156 160H154L155 162H157V164H154V163H152V164H150V166H149V164L147 165V164H145L144 165V163H146V162H148V159H150ZM178 157H180V158H178ZM210 157H212L214 160H212V158H211V160L210 161H206V159L205 158H207V160H209L210 159ZM227 157L229 158H231L230 160L229 159H227ZM243 157H245L246 159H247V161L245 160V162H241L242 160V158ZM1 158V157H0ZM132 160H131V159ZM173 158H172V160H173ZM185 158V159H184ZM204 158V159H203ZM209 158V159H208ZM233 158V159H234ZM248 158H250V160H248ZM179 159V160H178ZM180 159H184L182 162H184L186 159L188 160V162L189 163H193V164H191V166H190V164L187 162V160L182 164V162H178V161H180ZM200 159H202V160H200ZM219 159H220V162H222L221 164L219 163ZM129 160H131V161H136V162H134V163H136V164H134V163H132V162H130ZM192 162H191V161ZM222 160V161H221ZM130 163H129V162ZM140 161H142V162H140ZM143 161H145V162H143ZM150 161H151V159H150ZM175 161H173L174 163H175ZM199 162V164L197 163V162ZM204 162V163H203ZM206 162V163H205ZM209 162V163H208ZM143 165V166H140L141 164ZM160 163V164H159ZM162 163V164H163ZM180 163V164H179ZM187 163H188V165H187ZM15 163H13L12 164V166H9V168L6 170V171H2V170H0V181H2V183H3V178H5L6 176H8V175H10L11 173L13 174V172L15 173L16 172V165H14ZM126 164L128 165V167L126 166ZM134 165V167H133V165ZM159 164V165H158ZM161 164V165H162ZM195 164V165H194ZM205 164V165H204ZM217 164V165H218ZM147 165V166H146ZM156 165L159 167H157L156 168ZM166 165H164V166H166ZM219 165L217 166L218 168H221V167H219ZM236 165V166H235ZM123 166H126V167H123ZM145 166L147 167L146 169H145ZM154 166V167H153ZM189 166V167H188ZM121 167L123 168L122 170H121ZM141 167V168H140ZM160 167H161V169H160ZM192 167H194V169L192 168ZM229 167V168H230ZM261 167V168H260ZM132 168H135V170H133L132 171ZM150 168H151V171H152V168H154V169H159L158 170V172L156 171V173L155 172H153L154 174H147V172H149L148 171V169L150 170ZM171 168H173V167H171ZM187 168V169H186ZM192 169V171H191V169ZM256 168H258V171H256ZM130 169V168H129ZM139 171H138V170ZM153 169V170H154ZM168 170V171H166V170ZM211 169V168H210ZM226 169V170H225ZM251 169V170H250ZM161 170V171H160ZM201 170V169H200ZM213 170H215L214 172H213ZM217 170H219V169H217ZM57 171V170H56ZM56 171L54 172V174H57L56 173ZM122 171V172H121ZM150 171V172H151ZM159 171H160V173H159ZM191 171V172H190ZM235 171V172H234ZM238 173H237V172ZM239 171H240V173H239ZM241 171H242V173H241ZM58 172V171H57ZM203 172H201V173H203ZM208 172V171H207ZM218 172V171H217ZM157 173H159V174H161L160 176V178H158L159 177V175H156ZM138 174L140 175V174H143L144 176H143V178L141 179V180H139L138 182H136V184H133L132 183V180H133V178H135L136 176H138ZM187 174V175H188ZM195 174H196V171H195ZM194 174V175H195ZM194 175H192V176H194ZM156 176V177H155ZM158 176V177H157ZM172 176H174V179L172 178V181H173V183H172V181H171V177ZM197 175H195V177H196ZM212 176H214V174L212 175ZM203 177H204V179H203ZM206 177H208L209 179H207ZM221 177V178H220ZM163 178H166V179H163ZM168 178V179H167ZM186 178H187V176H186ZM201 179V178H200ZM5 180V179H4ZM213 180V179H212ZM241 180V182H239ZM171 181V182H170ZM216 181V182H215ZM238 181V182H237ZM201 182V181H200ZM132 185H134L135 187H136V185L137 184H139V185H137L138 186V188L140 187V188H142V190L144 189V190H146L147 189V193L148 192H150L148 189H150V190H153L152 192L154 193L155 191L154 190H156V192L157 191H161V190H164L165 189V192H163V191H161V192H163V194H165V195H163L162 197H157V198H159V200L161 199V200H163V198L165 199L164 200V202L163 201H161L160 200V202H162L161 204L163 205V206H160L161 204H160V202H156L157 204H159L158 205V207H157V212H156V210H153V206L154 205H157V204H153V202L155 201V199L156 198H153V200L150 202L151 203V205L149 204V203H146V204H144L143 205V203H144V201H147L148 199H147V197L149 198V196L147 195V193H144L145 191L143 190H141L143 193L142 194H144V196L146 197V199H145V197L144 196H142V194H141V191H139L138 190V188H132L133 186H131V184ZM170 183H172L173 185H171ZM175 183V184H174ZM178 183V182H177ZM238 183V184H237ZM239 183H241V185H243V187L241 188V185L239 184ZM127 184H128V186H127ZM141 184V185H140ZM220 184L222 185L221 187H220ZM123 185V186H122ZM143 185H144V187H143ZM180 185V186H181ZM232 185H239L238 187L236 186L235 187V189H234V186L232 187V189L230 188ZM142 186V187H141ZM169 186V188L170 189H172L173 191L172 192H168L169 190L167 189V187ZM172 186H174V187H171ZM208 186H210L211 188H208ZM204 187V188H205ZM228 187H229V189H231V190H228ZM45 188V187H44ZM44 188H43V191H45L44 190ZM132 188V190H135L134 192H136V189H137V192L140 194V195H138L137 197H140V198H142L143 197V199H144V201L142 200H140V198H136V199H138V200H140V202H142V205H143V207L141 208V206H140V208H141V210H139L140 211V215H141V217H142V214H141V212H143L144 213V208L146 207L147 209L148 208H150V207H152V208H150L151 209V211H152V214L150 213L151 211L149 210L147 213H149L148 214V216H155L154 214V212H156V213H159V214H156V216L157 217H153V218H155V219H161V217H159V215H161V211H159L158 212V208H159V210L160 209H162L163 207L165 208L164 210L162 209V212L163 211H165L166 210V208H167V210H168V208H170V212L168 211H166V212H163V219H162V221L161 222H158L157 224H155V219H154V223H151V222H153L152 220H150L151 222H149L146 218H148V216L147 215H144V216H147V217H145L144 218V216H143V218L144 219H146V221H147V223H146V221H144V220H140L141 221V224H145L146 223V225L144 226V225H141L140 224V222L139 223H136V224H140L141 226H139L140 228H143V231H141V232H139V228H138V225H136L135 224V222H134V224L133 223H131V224H133V225H136V230H135V228L133 227V225H132V229L130 230H127V231H132L133 232V230L134 231H136V232H139V233H136V234H134L133 233V235H125V232H124V229H125V227H130L131 225L129 224L128 226H125L126 224H128V221L129 220H127V218L125 217V215L127 216V214L129 215L130 213H134V211L132 212H120L121 214V216L119 215H116V213H114L115 215H114V217L111 215V216H109V214L108 213H110L111 212V210H114V208H112V207H114V206H112L113 204L115 205V202L117 203V204H119V202L121 201L120 199H122V201H123V199L126 197L127 198V193L128 194H130V192H131V194H133L132 193V190L130 191V190H128V189H131ZM139 188V189H140ZM174 188H175V190H176V192L174 191ZM203 188V189H204ZM94 188H93V190H95ZM167 189V190H166ZM226 189V190H225ZM21 190V189H20ZM213 190V191H214ZM22 191V190H21ZM127 191H129V192H127ZM221 191V190H220ZM19 192V191H18ZM125 192V193H124ZM166 192H168L167 194H166ZM228 192V193H227ZM121 193V194H120ZM151 193V192H150ZM150 193H148L149 195H150ZM158 193V192H157ZM130 194V195H131ZM136 195H137V193H135ZM147 196H146V195ZM152 194V193H151ZM161 194L162 193H160V196H161ZM200 195H201V193H199ZM122 195V196H121ZM130 195H128V196H130ZM153 195V194H152ZM155 196L154 197H156V194H154ZM180 195V196H179ZM209 195V194H208ZM111 197L112 199H114V200H110L108 203H106V204H104L103 205V203H101V201H103V199L105 198V197ZM124 196V197H123ZM134 196V195H133ZM157 196H159V195H157ZM179 198H178V197ZM186 196V197H185ZM204 196H202L201 198H203L204 199ZM211 196V193H210V195L207 197L208 199H211V198H209ZM214 196V195H213ZM212 196V197H213ZM120 197V198H119ZM131 197V196H130ZM136 197V196H135ZM150 197H152L151 195H150ZM183 197V198H182ZM185 197V198H184ZM199 197V196H198ZM197 197V198H198ZM218 197V198H217ZM117 198H119V199H117ZM178 198V199H177ZM188 198H193L192 200V203H194V201H195V198H194V196H192V197H188ZM188 198H186V200H189V202H191V200L190 199H188ZM196 198V199H197ZM206 198V199H207ZM214 198V197H213ZM13 199V197H12V195H6V194H4V195H2V197L0 198V208L1 207H3L4 205H5V203L7 204V203H9L11 200ZM115 199L116 200H120V201H115ZM135 199V200H136ZM168 199V200H167ZM182 199V200H181ZM184 199V200H183ZM199 199H200V197H199ZM199 199H198V201H199ZM205 199V200H206ZM208 199H207V201H208ZM138 200L136 201V202H134V203H139L138 202ZM156 200H158V199H156ZM158 200V201H159ZM121 201V202H122ZM150 201V198H149V200L147 201V202H149ZM172 201L170 202V200H169V202L167 203V204H169V203H172ZM197 201V200H196ZM263 201V202H262ZM205 202V201H204ZM175 203V204H176ZM179 203V204H180ZM116 204V205H117ZM152 204H153V206H152ZM173 204V203H172ZM178 204V203H177ZM177 204L176 205H174L175 206V208L177 209ZM187 204H188V201L186 202V206H187ZM190 204V203H189ZM188 204V205H189ZM148 205H150V207L148 206ZM170 205V204H169ZM182 205H185V202L183 203V204H180V206L182 207V209L184 208V207H186V206H182ZM191 205V204H190ZM187 206V208H189V207H191V206ZM94 206V208H92ZM112 206V207H111ZM179 206V207H180ZM137 207L139 208V206L137 205ZM136 207V208H137ZM156 207V206H155ZM180 207V208H181ZM254 207H256L257 208V210L259 209L258 207H262V208H260V210H259V212L262 210V212L261 213H258V215H259V217H260V219H259V217L257 216V214H255V212L257 211V210H253V208ZM138 208H137V211H138ZM139 208V209H140ZM145 208V210H147ZM175 208L173 207V210L172 211H174L175 210ZM187 208H185V210L187 209ZM251 208V209H250ZM108 209H111L110 211H108ZM142 209H143V211H142ZM179 209V208H178ZM177 209V210H178ZM182 209L180 210H178V211H182ZM248 209H250V211H253L252 212V214H254L256 217H253L254 218V220L256 219L257 221H254V224L253 223H251V221H253V218H251L252 220H248V224H246V225H244V226H249L250 228H244V226H240L241 228H238V226L241 224V225H243L244 223H245V221L247 222V220L246 219H244L243 221L242 220H239V219H236V218H241V219H243V218H247V217H243V214L244 213H248L247 215H249V212L250 211H248V212H246ZM255 209V208H254ZM108 211V213H106ZM115 211V210H114ZM184 211V210H183ZM85 212L87 213V212H91V214L90 215H85ZM117 212V211H116ZM104 213H106L105 215H107V216H109L108 218H110L109 220H108V218H106L107 220H103V217L105 216L104 215ZM113 213V212H112ZM112 213H110V214H112ZM118 214H119V211L117 212ZM123 213V214H122ZM146 213V214H147ZM173 213V212H172ZM175 212H174V214H176ZM251 213V212H250ZM135 214H138L136 211H135ZM173 214V215H174ZM132 216H133V214H131ZM245 215V214H244ZM251 215V214H250ZM124 216V217H123ZM134 216H137V215H134ZM169 216V215H168ZM176 216V215H175ZM253 215H251V217H252ZM3 217H5V216H3V215H1L0 216V221L1 222H3L2 220V218ZM223 218V222H221L220 220H217V222H216V220H214V221H212L213 219H215V218ZM243 217V218H242ZM257 217H258V219H257ZM130 218V220L132 221V219L133 218H135V217H132V219H131V216L129 215L128 216V219ZM137 218H140V216L138 217L137 216ZM164 218H166V220H164ZM172 218H173V216H172ZM248 218H249V216H248ZM247 218V219H248ZM5 219H7L6 217H5ZM4 219V220H5ZM168 219V220H167ZM183 221H182V220ZM227 219V220H226ZM228 219H233V221H234V219L236 220V222H238L237 220H239V225H236V223H235V221L234 222H230V221H228ZM137 220V219H136ZM135 220V221H136ZM138 220V221H139ZM176 220H178V221H181L180 223H178V221L176 222ZM186 220V222H184ZM160 221V220H159ZM165 221H168L167 223H165ZM171 221H173L172 222V224H171ZM225 221L228 223V224H225ZM232 221V220H231ZM242 221V222H241ZM143 222V223H142ZM149 222V223H148ZM157 222V221H156ZM163 222V223H162ZM176 222V223H175ZM202 222H204L203 224H202ZM219 222H221L220 224H221V226H222V223H224V226L225 225H227L225 228L227 229L226 231H229V232H227V234H222V233H219V232H222V230H224V228L223 227H220V224H219ZM256 222V223H255ZM185 223H187V224H185ZM218 223V224H217ZM231 223H232V225H231ZM233 223H235V224H233ZM249 223H251V225H252V227H251V225L249 224ZM92 224V225H91ZM170 224V225H169ZM178 224H179V226H178ZM181 224V225H180ZM183 224V225H182ZM215 224H217V226L215 225ZM86 225V226H87ZM219 225V226H218ZM228 225H231V226H233L234 225V227H229V228H231L230 230H229V228H228ZM237 226V228H236V226ZM206 227H208V224H206L205 225ZM215 226V227H214ZM107 230V231H105V229ZM134 228V229H133ZM220 228V229H219ZM221 228H223L222 230H221ZM233 228H235V230L233 229ZM128 229V228H127ZM137 229H138V231H137ZM177 229V228H176ZM175 229V230H176ZM237 229V230H236ZM38 229L37 228H31L30 230H29V235H35V233H36V231H37ZM55 230H57V232L55 231ZM212 230V229H211ZM231 230H233V231H231ZM51 231H48V232H50V233H52ZM127 231H126V234H129V232L127 233ZM70 232V233H69ZM73 232V233H72ZM124 232V235L122 234ZM172 232V231H171ZM52 233V234H53ZM67 233V234H66ZM206 233H208V229H207V232ZM213 233L215 234V235H213ZM218 233L220 234V235H218ZM228 233L230 234V236L228 235ZM152 234V236H150ZM178 234H182L181 235V237L180 238H178L180 235H177ZM217 234V235H216ZM221 234H222V236H224V237H227L226 239H225V241L223 240V238L224 237H222V239L220 240L219 238H221ZM56 235V236H55ZM75 235V234H74ZM74 235L72 236V237H74ZM149 235V236H148ZM154 235V236H153ZM156 235V236H155ZM192 235V234H191ZM204 235V236H203ZM226 235H228V236H226ZM52 236V235H51ZM146 236H147V238H146ZM185 236V235H184ZM189 236V237H188ZM198 238H197V237ZM71 237V238H72ZM148 237H150V238H148ZM209 237V238H210ZM136 238V239H135ZM138 238H140V240L138 239ZM14 239H15V241H17V239H16V237L15 236H11L10 238H8L7 239V241H6V243H8V244H10V243H12L13 244V242H14ZM70 239V238H69ZM131 239V240H132ZM147 239H148V241H147ZM159 241V243L157 242V244H166L165 242L163 243V241H160V239H159V237L157 238ZM163 239H161V240H163ZM176 239H175V243L174 244H176V243H178V242H176ZM182 239H186V238H182ZM112 240V241H111ZM113 240L115 241V242H113ZM118 240V241H119ZM156 240V241H155ZM170 240V241H171ZM195 240V241H196ZM205 240V239H204ZM204 240H202V241H204ZM214 241L212 244L210 243V241ZM218 240V241H217ZM222 240H223V242H222ZM13 241V242H12ZM113 242L112 243V245H110V247H109V244H107V243H109V242ZM186 241V240H185ZM189 240H187V242H188ZM192 241V240H191ZM196 241V242H197ZM206 241V240H205ZM208 241V240H207ZM211 241V242H212ZM220 241V242H219ZM110 242V243H111ZM142 242V243H141ZM186 242V243H187ZM140 243V244H139ZM173 243L171 242V244L173 245ZM184 241L183 242H181V245L183 244H186ZM188 243H192V242H188ZM8 244H3V246H5L6 247V245H7V248H8ZM12 244H10V246L12 245ZM117 244V243H116ZM116 244H115V246H116ZM147 243H144V244H142L143 246H145V247H147V246H149L148 244L146 245ZM167 244H169V243H167ZM198 244V243H197ZM205 244L206 245H208V246H205ZM164 245H158L156 248L154 247V250L156 249H160L161 250V246H164ZM170 245V244H169ZM171 245V246H172ZM181 245H180V247H181ZM182 245V246H183ZM9 246V247H10ZM140 248H139V247ZM154 246V245H153ZM153 246H151L150 245V247L149 248H151L152 250H153ZM176 246L178 247L179 246V243H178V245L176 244ZM136 247V249L134 250V248ZM164 247H166V246H164ZM163 247V248H164ZM170 247V246H169ZM175 247V246H174ZM1 248V247H0ZM143 248V247H142ZM148 248V247H147ZM167 248V247H166ZM203 248V249H202ZM151 249H147L146 251H151ZM1 250V249H0ZM3 250V249H2ZM104 250V249H103ZM112 250L113 249H110V251L112 252ZM116 250V248L114 249V251ZM141 250V249H140ZM145 250V248H143V251ZM153 250V251H154ZM216 250V251H215ZM4 252V254H5V250H3ZM109 251V252H110ZM113 251V252H114ZM149 251V252H150ZM159 251V250H158ZM196 251H194L193 253H195V255L194 254H192V252L191 253H189V254H192V255H194V256H198L197 255V253H196ZM206 251H207V253H206ZM213 251L214 252H217L216 254H212L213 253ZM0 252H2V251H0ZM149 252H146V254H145V257L147 258L148 257V255H147V253H149ZM152 252V251H151ZM201 252H198L199 254L201 253ZM3 253H0V254H2V255H0V261L2 260L1 258H3L4 256H3ZM108 253V252H107ZM141 253V252H140ZM143 253V252H142ZM145 253V252H144ZM143 253V254H144ZM183 253V252H182ZM185 254H187L186 252H184ZM183 253V254H184ZM207 255H206V254ZM211 253V254H210ZM150 254V253H149ZM155 254H159V253H157L156 251H155ZM181 254V253H180ZM178 255V256H182V255ZM184 254V255H185ZM202 254V253H201ZM205 254V255H204ZM151 255V254H150ZM183 255V257H186V256H191V255H185L184 256ZM236 255V254H235ZM234 255V256H235ZM177 256V258H179ZM237 256V255H236ZM238 256V257H239ZM142 257V256H141ZM140 257V258H141ZM150 257V256H149ZM153 257H155V255H153ZM153 257H152V259H153ZM173 257H175V255L173 256ZM191 257H193V256H191ZM139 257H137L136 258V260L138 259ZM139 258V259H140ZM187 258H190V257H187ZM195 258V257H194ZM192 258V260H194V261H196V259L197 258ZM216 258V259H217ZM259 258V259H258ZM4 259H6V257H4L3 258V263L5 262L4 261ZM143 259V258H142ZM145 259V258H144ZM142 260V261H145V260ZM170 259H175V258H171L170 257ZM170 259H168V260H170ZM179 259H186V258H182V257H180ZM178 259V260H179ZM207 259V260H208ZM214 259V258H213ZM241 259V260H240ZM257 259V260H256ZM125 260V259H124ZM123 260V261H124ZM149 260L151 261V258H149ZM154 260H155V258H154ZM156 260H158V259H156ZM191 260V261H192ZM205 261V262H208V261H210V260H208V261ZM224 260V259H223ZM223 260L221 261V262H219V263H217V261L216 260H214V262L216 261V263L217 264H221V263H223ZM240 260V261H239ZM127 261V260H126ZM140 261H141V259H140ZM146 261H148V260H146ZM172 260H170V262H171ZM176 261V259L173 261V262H175ZM184 261V260H183ZM188 261H190V260H188ZM187 261V262H188ZM190 261V262H191ZM193 261V262H194ZM203 261V260H202ZM213 260H211V262H212ZM2 262V261H1ZM167 262H169V261H167ZM166 262V263H167ZM178 262V261H177ZM186 261H184V263H185ZM190 262H189V264H190ZM192 262V263H193ZM201 262V261H200ZM227 262V260L224 262V263H226ZM229 262V263H228ZM227 263L228 264H230V262H232L231 260L230 261H228ZM237 262V263H236ZM166 263H164V264H166ZM183 263V262H182ZM182 263H180V264H182ZM194 263H196V262H194ZM216 263H213V264H216ZM223 263V264H224ZM121 264V263H120ZM123 264H125V263H123ZM127 264H129V261H128V263ZM167 264H169V263H167ZM171 264H173V263H171ZM177 264H179V262L177 263ZM208 264H211V263H208ZM232 264V263H231Z\"/></svg>",
	"mask_w": 264,
	"mask_h": 264
}]
</instances>
